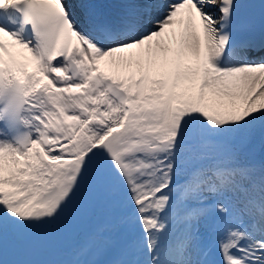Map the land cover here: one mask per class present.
Listing matches in <instances>:
<instances>
[{
  "label": "snow or ice",
  "instance_id": "snow-or-ice-1",
  "mask_svg": "<svg viewBox=\"0 0 264 264\" xmlns=\"http://www.w3.org/2000/svg\"><path fill=\"white\" fill-rule=\"evenodd\" d=\"M257 138L264 0H0V264H264Z\"/></svg>",
  "mask_w": 264,
  "mask_h": 264
},
{
  "label": "bare ground",
  "instance_id": "bare-ground-1",
  "mask_svg": "<svg viewBox=\"0 0 264 264\" xmlns=\"http://www.w3.org/2000/svg\"><path fill=\"white\" fill-rule=\"evenodd\" d=\"M94 2H99L101 5H104V6H106L108 8V5L106 3V0H94ZM254 146H261V147H263L264 146V141H261V140H257V141L256 140H252V141H249V142L244 143V144H239L238 143L237 144V149H238V151H242L243 153H247L248 154V157L247 158L250 161V163L257 164V165L264 164V161H261L259 159H256L257 157H255L256 156L255 153L254 154L252 153L253 152L252 149H253ZM96 216L97 217H95V219L93 220L92 224H90V225L89 224L88 225L86 224L85 229L87 228V226H96L98 228V227H100V226H102L104 224V217H103V215L100 212H97L96 213ZM85 229L83 230L82 234L85 233ZM45 237H47L48 240L52 243V245L49 243L50 244L49 245L50 247H48V249H47V253H49L48 263L49 264H54V262L56 260L62 258V243H61V241L59 239H56L54 237H51L47 233H45ZM40 239H42V238H40ZM52 254H53V258H52ZM104 258H105V255L100 257V259H104Z\"/></svg>",
  "mask_w": 264,
  "mask_h": 264
},
{
  "label": "rangeland",
  "instance_id": "rangeland-1",
  "mask_svg": "<svg viewBox=\"0 0 264 264\" xmlns=\"http://www.w3.org/2000/svg\"><path fill=\"white\" fill-rule=\"evenodd\" d=\"M253 152L255 153V155H256V157H257V159H259V160H261V161H264V146L263 147H261V146H254L253 147ZM240 153V152H239ZM95 217H97V216H95ZM91 220H92V218L91 219H89V220H86L81 226H80V229H79V232H80V235L82 236L83 234H82V232H83V230L85 229V227H86V224H88V223H90L91 222ZM88 227L89 226H87V228L85 229V233H87V232H90V231H93V230H96L97 229V227L96 226H90L89 228V230L87 231V229H88ZM38 233V234H37ZM84 233V234H85ZM41 234V235H40ZM40 236V237H39ZM45 237V232L43 231H37L36 232V234L31 238V245H32V243L33 242H36V239H37V241H39V240H42V239H40V238H43V241H41V243L43 244V246H45V248H44V256H45V258H46V260H45V263L44 264H49L48 263V257H49V253H47V248L49 247L48 245H52V243L48 240V239H45L44 238ZM47 238V237H46ZM45 241H47V242H45ZM50 243V244H49ZM24 251L25 250H22L20 253H19V255L20 256H22V255H24V254H26L27 252V250L25 251V253H24ZM29 251V250H28ZM17 258H18V256H17ZM52 258H53V255H52ZM18 259H20V258H18Z\"/></svg>",
  "mask_w": 264,
  "mask_h": 264
},
{
  "label": "water",
  "instance_id": "water-1",
  "mask_svg": "<svg viewBox=\"0 0 264 264\" xmlns=\"http://www.w3.org/2000/svg\"><path fill=\"white\" fill-rule=\"evenodd\" d=\"M26 261V260H25Z\"/></svg>",
  "mask_w": 264,
  "mask_h": 264
}]
</instances>
